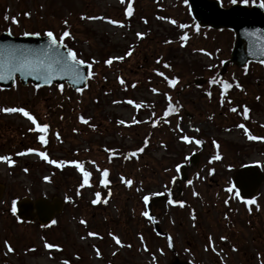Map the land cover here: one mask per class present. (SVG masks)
<instances>
[{
    "label": "rangeland",
    "instance_id": "obj_1",
    "mask_svg": "<svg viewBox=\"0 0 264 264\" xmlns=\"http://www.w3.org/2000/svg\"><path fill=\"white\" fill-rule=\"evenodd\" d=\"M129 6L131 15H126ZM188 13V6L178 0H130V4L129 0H0V32L52 31L59 39L67 30L70 35L64 40L80 60L92 66L94 75L79 94L63 87L61 96L55 87L35 91L19 84L0 91V108H23L42 121L48 119L46 110L51 106V114L66 113L61 122L50 119L60 131L49 146H40L35 135L29 137L31 122L26 117L0 111V156L13 162L0 161V184L4 186L0 264H170L175 258L194 264H264V184L255 200L260 214L249 216L253 226L246 223L245 205L234 191L228 213L222 205L225 194L216 192L230 182L234 166L252 164L264 172V66L249 64L248 72H243L229 65L219 76L221 63L230 57L232 33L200 29ZM12 18L18 23H12ZM182 35L187 39L181 40ZM109 58L112 63L105 64ZM160 58L161 70L156 64ZM198 68L204 71L202 76H197ZM208 76L214 81L209 88ZM173 77L177 82L169 86ZM241 78L243 88L223 89V84ZM207 90L210 98L202 95ZM63 101L62 109L58 102ZM174 102L180 113L159 121L163 107L171 105L166 110L172 112ZM248 105H253L252 111ZM233 108L235 112L230 111ZM245 108L251 111L247 119ZM75 114L88 121L71 133ZM149 120L155 124L152 128L157 126L154 132L147 128ZM241 124L244 128L238 127ZM245 128L260 139H247ZM148 132H152L148 143L139 147L143 156L134 163L106 157L120 150L137 151ZM184 136L189 137L187 143L181 139ZM30 148L32 153L17 155ZM39 151L64 165L53 167L42 161L35 154ZM193 154L198 159L191 164L188 158ZM216 155L220 159L213 160ZM72 161H79L90 174L83 187V176ZM181 164L187 166L185 181L178 175ZM104 170L108 172L106 184L100 183ZM129 180L131 185L126 184ZM145 195L154 200L148 215L152 221L141 215L147 207L142 199ZM161 195L162 200L158 199ZM23 197L69 201L52 226L41 227L37 222L13 220L9 208ZM72 197H79V203L72 206ZM94 199L96 204L91 203ZM179 201L184 206L177 208L174 203ZM230 213L232 225L227 227ZM259 217L261 224L255 220ZM154 223L167 233L168 240L154 231ZM89 232L96 235L89 236ZM232 233L231 242L224 243L221 237ZM45 243L54 247L46 249ZM228 244L238 249L229 250Z\"/></svg>",
    "mask_w": 264,
    "mask_h": 264
},
{
    "label": "water",
    "instance_id": "obj_2",
    "mask_svg": "<svg viewBox=\"0 0 264 264\" xmlns=\"http://www.w3.org/2000/svg\"><path fill=\"white\" fill-rule=\"evenodd\" d=\"M187 2L191 16L198 26L215 30L225 28L234 32L235 39L230 62H234L238 67L246 65L249 61L264 62V55L260 52L261 46L264 45L263 8L258 5L249 7L243 4H232L223 8L218 0H187ZM60 43L59 53L66 56L69 49L62 42ZM49 47L48 37L45 35L28 33V35L13 36L8 31L1 32L0 76L3 78L0 79V87L9 88L13 85L15 78H18L22 85L30 82L35 87H41L51 84L60 86L65 83L73 90L84 89L89 76V67L84 63L78 66V72L60 71L54 64L51 72L47 68L10 70L21 55L33 62L52 63L53 54L48 51ZM227 64L228 62L224 66ZM196 160V156L194 159L191 158L193 163H196ZM182 175L185 178L184 168ZM262 182H264V175L252 166L238 169L233 177V184L242 198L253 196ZM15 207L20 219L32 221L37 218L39 223L48 224L54 214L61 211L62 202L59 199H53L52 202L38 199L32 203L28 199H23L17 202Z\"/></svg>",
    "mask_w": 264,
    "mask_h": 264
},
{
    "label": "snow or ice",
    "instance_id": "obj_3",
    "mask_svg": "<svg viewBox=\"0 0 264 264\" xmlns=\"http://www.w3.org/2000/svg\"><path fill=\"white\" fill-rule=\"evenodd\" d=\"M121 3H124V0H120ZM229 2L231 4H237V3H240V4H243V5H248L250 0H229ZM129 4H130V0H129ZM260 8H264V2L260 3L258 5ZM131 7L129 6L126 10H125V14L126 15H131ZM25 16H28L29 13H24ZM5 19H8L7 17H5ZM81 19H85V17H81ZM87 19H100L99 17H87ZM109 23H116L115 21H108ZM12 23H18L16 21L15 18H12ZM67 23V21H65V24ZM170 23H175L174 21H170ZM181 27H184L183 25H181ZM36 33H33V35H35ZM25 35H28V33H25ZM45 36L48 37V41H49V52L53 54V57H52V63H45L43 61H31V60H28L26 57H24L23 55L20 56L19 60L11 67L10 70L12 71H19V70H23V69H28V70H34L36 68H47L49 72H51L52 68H53V64L56 66L57 69H59L60 71H68V70H71V71H74V72H78L79 71V68L78 66L83 64L84 61H81L79 59H77V56L76 54L72 51V50H68L67 51V54L66 56L62 55L59 53V48L61 46V43L65 37H68L70 35L69 31L65 30L61 36L59 37V40H57L54 35H53V32L52 31H47L44 33ZM138 35V38L140 36V34H137ZM249 35H253V33H249ZM181 40H186L187 39V35H182L180 37ZM260 52H261V55H264V45L261 46L260 48ZM112 59L113 58H109L108 60H105L104 63L105 64H111L112 63ZM119 59H122V57H120ZM90 67V65H89ZM165 67H167V65H165ZM159 74V73H158ZM3 76H0V79H2ZM167 79V78H165ZM176 78L173 77L172 79H169L168 80V85L169 86H174L176 84ZM231 85L229 84H223V89L226 90L227 88H229ZM79 91V90H78ZM155 91V90H153ZM222 94H223V90H222ZM129 104H132L133 102L131 100L127 101ZM136 108H139L140 105L139 104H136L135 105ZM0 111L2 112H6V113H20L22 116L26 117L32 125H34L35 127L34 128H31L29 129L30 131H35V132H38L40 133V135L37 137V139L39 140L40 144L43 145V144H46L47 141L45 139V136L47 134V129H48V125L47 124H38L36 119L30 115L25 109L23 108H0ZM230 111H233L235 112L236 109L233 108V109H230ZM247 112H248V109L245 108L244 109V113H245V118L247 119ZM164 115L167 116L169 115V112L166 110L164 112ZM86 122V121H84ZM120 123H123V121H120ZM133 123H136V121H133ZM238 127L240 128H244V125L241 124V125H238ZM244 135L247 137V139L249 140H257V139H260L259 137H256L254 135H251L248 130L245 128L244 129ZM181 139L184 140V142H188L189 141V137L187 136H184L182 137ZM195 143L199 144L200 141H195ZM215 143V142H213ZM34 150L33 149H28L27 152H21V153H17V155H27L28 153H32ZM137 151H143L142 148L140 149H137ZM35 154L40 157L42 160H44L46 163L48 164H55L56 167H62L64 165V162L63 161H60V162H56V161H53L51 159L48 158V156L45 155L44 152L42 151H39V152H35ZM129 155L131 156H135L136 155V152H132L130 153ZM213 160H218L220 159V157L218 155L216 156H213L212 157ZM0 161H3L5 163H8L9 165H11L13 162L10 160V158L8 156H0ZM72 164L75 165L77 171H79L81 173V175L83 176L84 178V182L83 184H81V187L84 186V184H87L88 183V178H89V172L88 171H85L83 170L82 168V165L75 162V161H72L71 162ZM179 167V166H177ZM25 171H27L25 169ZM211 174V172L209 173ZM108 176V172L107 170H104L102 173H101V179H100V183L102 184H106L108 181L105 179L106 177ZM45 179H47V177H45ZM123 179V178H122ZM132 181L129 180L126 182L127 185H131ZM188 183L190 184L191 181H188ZM228 191H232L231 188L228 189ZM97 198H99V194L97 193ZM193 195H196V193L194 192ZM144 203L147 205L148 202H149V197L148 196H143L142 197ZM15 201L12 202L13 204V207L11 209L13 215H15L16 213V207H15ZM92 204H96L97 203V200L94 199L91 201ZM168 203L169 204H172L173 201L171 199L168 200ZM225 203L227 204L228 201H225ZM245 205H249V204H253L255 203V200L254 199H250V200H246L244 201ZM180 206L183 207V203H180ZM141 215L145 216V217H148V213L147 211L145 212H142ZM149 219H151V217H148ZM193 219H195V217H193ZM53 223H55V221H53ZM81 224H84L85 221L81 220L80 221ZM89 236H94L96 235L95 233H91L89 232L88 233ZM111 235V234H110ZM112 239L114 241H116L117 244H120V241L115 237V236H112ZM221 239H225V237H221ZM211 237H209V244L211 245ZM171 246V245H170ZM5 247L7 248V250L9 252L13 251V249L7 245V243H5ZM44 247L46 249H49V248H52L54 247L53 245L51 244H48V243H45L44 244ZM236 249L234 248L233 251H235ZM97 255H99V253H97ZM64 264H68L67 261L64 262Z\"/></svg>",
    "mask_w": 264,
    "mask_h": 264
},
{
    "label": "trees",
    "instance_id": "obj_4",
    "mask_svg": "<svg viewBox=\"0 0 264 264\" xmlns=\"http://www.w3.org/2000/svg\"><path fill=\"white\" fill-rule=\"evenodd\" d=\"M257 0H250V3H254V2H256ZM47 31V30H46ZM166 40V39H165ZM64 42L68 45V46H70V47H72V45H71V43L68 41V40H64ZM194 73H196V72H194ZM48 116V114L46 115V117ZM54 116L53 115H51L50 116V118H53ZM66 118V117H65ZM65 118H62L61 119V121H63ZM129 152V154L132 152V151H128ZM121 155H123L124 154V152L123 151H121V152H119ZM113 181H114V179H113Z\"/></svg>",
    "mask_w": 264,
    "mask_h": 264
}]
</instances>
